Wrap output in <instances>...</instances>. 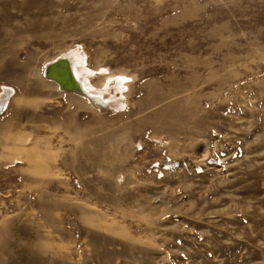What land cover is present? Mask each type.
Returning <instances> with one entry per match:
<instances>
[{"label": "rangeland", "instance_id": "obj_1", "mask_svg": "<svg viewBox=\"0 0 264 264\" xmlns=\"http://www.w3.org/2000/svg\"><path fill=\"white\" fill-rule=\"evenodd\" d=\"M9 92L0 264H264V0H0Z\"/></svg>", "mask_w": 264, "mask_h": 264}, {"label": "bare ground", "instance_id": "obj_2", "mask_svg": "<svg viewBox=\"0 0 264 264\" xmlns=\"http://www.w3.org/2000/svg\"><path fill=\"white\" fill-rule=\"evenodd\" d=\"M44 74L46 78L55 82L60 90L86 96L92 106L95 105L99 109L112 106V103L108 101V94L100 97L99 94L86 87L84 80L77 74L76 63L72 58L62 56L51 63L48 62ZM9 98L10 92L0 100V111L4 110Z\"/></svg>", "mask_w": 264, "mask_h": 264}, {"label": "crops", "instance_id": "obj_3", "mask_svg": "<svg viewBox=\"0 0 264 264\" xmlns=\"http://www.w3.org/2000/svg\"><path fill=\"white\" fill-rule=\"evenodd\" d=\"M74 94H77V93H74ZM79 95H80V94H79ZM83 97H86V96L83 95ZM86 98H87V97H86ZM88 102H89V101H88Z\"/></svg>", "mask_w": 264, "mask_h": 264}]
</instances>
